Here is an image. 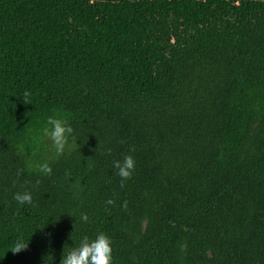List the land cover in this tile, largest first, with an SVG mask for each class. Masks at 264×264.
I'll use <instances>...</instances> for the list:
<instances>
[{"label":"trees","instance_id":"1","mask_svg":"<svg viewBox=\"0 0 264 264\" xmlns=\"http://www.w3.org/2000/svg\"><path fill=\"white\" fill-rule=\"evenodd\" d=\"M98 231L112 264H264V0H0V264Z\"/></svg>","mask_w":264,"mask_h":264},{"label":"clouds","instance_id":"2","mask_svg":"<svg viewBox=\"0 0 264 264\" xmlns=\"http://www.w3.org/2000/svg\"><path fill=\"white\" fill-rule=\"evenodd\" d=\"M30 93L24 91L22 100L28 103ZM40 138L50 141L51 147L54 149L55 157L59 158L65 153L69 138L72 136L73 128L68 120L58 112L48 115L40 130ZM112 167L115 169V174L120 177L121 186L124 182L131 178L135 170V161L131 155H125L122 159H117L112 162ZM22 170L17 171L20 175ZM35 172L41 176L51 175L52 168L50 163L45 160L35 166ZM12 199L19 206L31 205L33 203L32 193L30 191L14 192ZM106 204H113L111 199H108ZM125 205H121L124 207ZM82 223H87L89 217L87 213H81L79 217ZM112 241L111 238L103 231H98L94 236L88 234L80 235L75 246L68 249L62 259L61 264H112ZM27 247L23 240H18L12 246V252H19Z\"/></svg>","mask_w":264,"mask_h":264}]
</instances>
